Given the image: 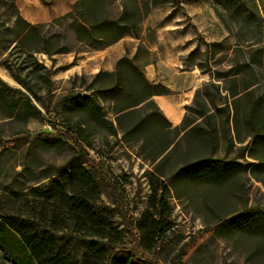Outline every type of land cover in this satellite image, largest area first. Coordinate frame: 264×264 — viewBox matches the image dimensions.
<instances>
[{"label": "rangeland", "instance_id": "rangeland-1", "mask_svg": "<svg viewBox=\"0 0 264 264\" xmlns=\"http://www.w3.org/2000/svg\"><path fill=\"white\" fill-rule=\"evenodd\" d=\"M143 2L122 0L108 11L115 18L126 4L139 11L147 33L159 25L183 31L187 40L177 59L202 76L185 109L184 127H190H173L155 105L119 112L117 100L132 80H97L99 72L115 73L116 68L97 69L99 62L86 54L92 51L73 41L69 21L43 29L45 36H66L61 46L71 52L33 54L50 73L49 83L40 77L44 70L29 77L38 95L34 100L5 65L20 67L26 75L33 68L31 50L42 44L33 39L18 43L13 37L6 50L0 47V90L2 83L11 88L6 100L0 98V197L13 201L16 194L25 195L19 200L31 206L37 200L31 189L47 187L88 157L101 174L83 163L99 184L96 210L110 222L117 245L136 258L154 264H264V0ZM16 11L21 16L16 0H0L1 39L12 40L5 30L12 29ZM169 16L175 18L168 23ZM148 37L156 48L155 38ZM144 58L147 51L141 50ZM114 85L121 91L115 101L104 96ZM16 90L31 97L40 112L36 118L24 119L32 109L21 115L12 111L25 99ZM77 93L90 95L94 116L65 100ZM77 130L85 131L90 146L74 141ZM48 135L58 143L36 140ZM204 160L216 164L215 173L180 172ZM162 182L169 187L173 228L157 249L146 251L132 231L149 207L153 187ZM73 255L74 264H108L96 261L82 243L73 246Z\"/></svg>", "mask_w": 264, "mask_h": 264}, {"label": "trees", "instance_id": "trees-1", "mask_svg": "<svg viewBox=\"0 0 264 264\" xmlns=\"http://www.w3.org/2000/svg\"><path fill=\"white\" fill-rule=\"evenodd\" d=\"M120 1L122 0H78L72 6L70 13L50 23L36 25L26 22L16 11L12 29L5 30L6 34L13 35L12 40L0 38V47L6 50L13 37L18 43L23 39H33L42 45L31 50L29 57L33 60V68L26 75L22 76V69L15 65H5L7 70L29 93V96L38 100L29 77L44 70V74H40V77L49 83L50 73L33 58V54L44 53L51 57L71 52L66 44L61 46V43L67 41L66 36L61 34L45 36L42 35L43 29L69 21L68 28L77 45L89 51L102 50L130 32H136L142 22L143 17L139 11L130 9L126 4L122 5L121 13L117 17H111L108 8ZM129 1L131 3L140 1L145 6L143 0ZM115 68V73L99 72L96 79L124 76L125 79L132 80L129 90L122 94V100H117L119 112H132L139 105L153 106L155 105L153 97L170 94L167 87L150 82L143 71L128 58L120 59ZM119 69L121 72L118 71ZM2 85L0 98L6 100V90L11 91V88L5 83ZM16 91L21 93L20 90ZM120 93L118 86L114 85L107 89L104 96L115 101ZM21 94L25 97L24 103L20 106L14 104L12 111H18L21 115L27 114L29 109H32L24 119L36 118L40 112L31 103V97ZM65 100L72 102L76 111L89 117L94 116L93 100L90 95L77 93L66 97ZM184 122L185 120L180 125L183 126V131L190 127H184ZM83 133L84 130L75 131L77 137L74 141L90 146ZM36 140L49 144L58 143V140L51 135L38 137ZM86 159L64 172L59 178L50 180L47 187L31 189V193L37 199L31 206L26 205V200H19L25 195L16 194L13 201H4L0 197V257L4 264L5 262L6 264H74L73 246L78 243H82L85 251L96 261L108 260V264H154L136 258L129 251L120 248L113 239L110 222L96 210L99 196L96 176L82 166L83 163L89 162L96 169L95 162L88 157ZM215 167L214 162L204 160L186 166L180 172H190L194 169L196 176L203 177V173H215ZM97 172L101 176L98 170ZM152 192L148 209L137 220L132 231L134 241L146 251L157 249L173 228L170 221L171 208L167 201L168 183L162 182L159 186L153 187ZM242 215L239 214L237 217Z\"/></svg>", "mask_w": 264, "mask_h": 264}, {"label": "crops", "instance_id": "crops-1", "mask_svg": "<svg viewBox=\"0 0 264 264\" xmlns=\"http://www.w3.org/2000/svg\"><path fill=\"white\" fill-rule=\"evenodd\" d=\"M78 0H16L21 16L29 24H42L64 16L72 11V6ZM175 17H167L166 22ZM165 19V18H163ZM165 21V20H164ZM175 23H181L175 20ZM144 23L136 32H130L118 42L102 49L86 53L99 62L97 69L113 70L122 58L133 61L145 74L146 78L155 84H161L170 90L168 95L153 97V101L163 117L173 126L178 127L183 123L185 109L189 107L195 94V83L202 80L194 68L186 67L178 61L183 53L185 39L183 31L177 26L159 25L147 33ZM155 38L156 48L149 41L148 35ZM170 49H173L172 53ZM141 50L147 51V57L140 59ZM171 55H170V53ZM166 53L169 54L167 58ZM156 55V59L153 58ZM172 56V57H171ZM174 56V57H173ZM106 61L104 66L102 62Z\"/></svg>", "mask_w": 264, "mask_h": 264}]
</instances>
